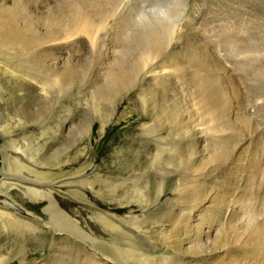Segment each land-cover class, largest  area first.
Listing matches in <instances>:
<instances>
[{
    "label": "rangeland",
    "instance_id": "rangeland-1",
    "mask_svg": "<svg viewBox=\"0 0 264 264\" xmlns=\"http://www.w3.org/2000/svg\"><path fill=\"white\" fill-rule=\"evenodd\" d=\"M13 2L9 10L0 8V17L13 25L16 21L20 22L21 26L11 28L20 37L25 33L31 36L30 46H33L28 49V58L47 53V65L58 58L62 59L60 64L63 70L59 72L61 83L50 90L49 98L60 97L57 93L59 90H62V97L55 99L58 105L50 106L51 111L47 109L42 113L68 118L77 115L82 131H88L90 126L92 128L87 136L86 133L80 134L73 130L66 140L67 147H62L63 151L71 150L69 147L77 141L82 144L81 149L89 145L81 154L71 151L68 155H72L73 160L80 163L82 168L86 167L83 173L85 177L98 174L94 181L97 184L92 185L97 188L80 186L93 206L120 218L131 211L125 207H109L101 196L95 194L100 189L105 190V193L108 191L102 178H107L108 169L118 163L120 171L132 170L135 177L139 178L137 180H144L147 190L150 189L149 195L157 194L165 200L168 197L165 193L176 194L183 207H186L185 212L195 210L200 202L213 197L215 205L206 215L205 221L213 224L218 231L206 243L194 239L191 252L195 256L208 258L215 252L217 258H221L228 251L235 250L240 254L241 262L249 263L251 257L262 263L264 19L261 18H264V0ZM242 7L248 8V18L263 21L262 30H252L259 28L260 24L251 29H240L242 25L248 26L247 22L240 20ZM161 10L166 12V17L158 15ZM255 11L259 17H253ZM154 12L157 15H153ZM140 17L148 19L141 23L138 20ZM18 48L19 51L24 50L22 46ZM161 64L167 70L161 71L164 76L157 78L160 82L157 79L155 82L153 77L158 70L157 66ZM47 74L54 79L55 75L53 77L50 72ZM75 100L78 106L71 103ZM33 110L35 113L36 110ZM104 116L113 125L99 138L98 121ZM121 116L124 118L117 123ZM14 117L12 104L0 107V124ZM141 117L155 120L156 134L165 135L172 148L189 153V158L181 160L179 167L174 165L176 168L170 174L161 172V177L155 176L156 173L154 175L151 170L153 165L143 160L142 142L139 141L141 134L138 129L135 131ZM137 135L140 143L135 138ZM199 135L207 139L204 145L199 144ZM129 139L133 145L137 143L138 146H133L135 151L130 154L129 161L122 164L120 160L124 158L121 156L127 155ZM63 141L65 139L60 140ZM115 149L118 153L113 157ZM85 177L66 178L63 182L67 179L80 181ZM144 201L143 196L139 203L143 205ZM227 207H230L229 213L225 212ZM165 208V211L160 210V221L170 209L167 205ZM132 213L133 216H139V210ZM180 221L177 228L182 237L193 236H188L190 232L186 221ZM148 222L154 224L156 218L151 217ZM78 229L77 234L81 238L85 230L89 231L85 225ZM141 241L146 244L148 252L158 254L156 262L132 261L113 249L109 255L114 262L110 264H164L158 260L166 261L167 257H160L151 246L162 244L161 239L148 236ZM77 243L75 248H66L62 264H99L96 263L97 257L92 255L93 248L79 240ZM175 252L173 254L176 255ZM44 253L49 255V247L37 251L35 256L42 260ZM178 256L174 257L176 263ZM170 258L173 260L172 256ZM46 262L59 264L57 259ZM219 262L220 259L207 260L200 264Z\"/></svg>",
    "mask_w": 264,
    "mask_h": 264
},
{
    "label": "bare ground",
    "instance_id": "bare-ground-1",
    "mask_svg": "<svg viewBox=\"0 0 264 264\" xmlns=\"http://www.w3.org/2000/svg\"><path fill=\"white\" fill-rule=\"evenodd\" d=\"M1 1L0 8L9 10L13 0ZM255 12L253 17L259 15L257 11ZM249 15L248 8L242 7L239 13L240 20L247 22L248 26L242 25L240 29L243 31L244 28L251 29L260 24V27L257 26L259 28L252 30H262L263 21L260 20L264 18L257 21L258 18L254 20L248 18ZM15 26H21L20 22L16 21V24L13 25L9 20L0 17V107L12 104L15 112V117L12 120H6L0 124V153L2 156V163L0 164V264L10 262L45 264L47 263L46 260L52 259H57L59 264H62L64 255L67 253L66 248L77 247L78 240L93 248L92 255L97 257L98 262L96 263L99 264H110L113 261L109 255L113 249L132 261L134 259L139 262H156L155 258L158 254L153 255L148 252L146 244L142 242L143 240L141 241L148 236L159 237L162 241V244H151L160 254V257H167L166 261L158 260L159 263L200 264L202 261L220 259L219 264H242V262L243 264H264V261L261 263L251 257L249 263L241 262L240 254L238 255V251L235 252V250V253L227 250V254L223 257L219 254L221 258H217V253L214 251H212L214 252L213 256L210 255L208 258L205 256L207 259L201 255L195 256V253L191 252L194 239L206 243L213 237L212 234L215 235L218 231V228L216 229L213 224L205 221L206 215L214 207L213 197L211 200L207 198L200 202L195 210L185 212L186 207H183L176 194L173 192L165 193L164 195H168L165 200L159 198L157 194L149 195L150 189L147 190L148 187L144 180L141 178L137 180L138 177H135L132 170L120 171L118 163L114 168H111L112 171L108 169L110 171L107 178H102V183L108 191L105 193V190L102 191L99 188L101 191H95V194L98 197L101 196L103 202L109 207H125L131 211L126 212V215H122L123 217L120 218L117 215L109 214V211L101 212L105 210L94 207L80 186H85L87 189L96 187L92 185L97 184L94 181L98 178V174L90 177L86 175L85 177L83 173L86 167L82 168L80 163L73 160L72 155H68L71 151L81 154L89 145L87 144L85 149H81L82 144L77 143V141L69 147L71 150L63 151V147H67L65 145L66 140L71 136L73 130L79 131L80 134L86 133L87 136L92 132L91 126L88 131L84 132L80 128L81 124H79L80 120L77 115L68 118L67 116L58 117V115L56 117V115L50 116L46 112L42 113L43 110L57 104L55 100L57 97L58 100L62 97V90H59L57 93L60 97L55 95V98L53 95V98H49L50 90L61 83V73L59 72L63 70L60 64L62 59L58 58L47 65L49 60L47 53L28 58V49L33 46H30L31 36L25 33L24 36L20 37L11 29ZM33 40L35 42V39ZM20 46L24 47V50L19 51L18 47ZM156 69L158 70L153 77L155 82L157 78L164 76L161 71H165L167 68L161 64ZM48 71L52 73V76L55 75V77L53 76L54 79L47 74ZM71 103L76 106L79 104L77 100ZM33 108L36 110L35 113H33ZM49 110L51 111V109ZM106 116L98 121L99 138H102L108 131L107 129L113 125ZM123 118L121 116V119L116 122L118 123ZM137 124L135 131L138 129L140 132L139 141L142 143L137 140L139 135L135 138L143 148V160L153 165L151 170H153L154 175L156 173L155 176L159 177L161 172L170 174L176 168L174 165L177 164L179 167L181 160L185 157L189 158L187 151L172 148L165 135L156 134L155 120H146L141 117ZM62 139L65 141L60 142ZM197 140L201 145L207 141L203 135H199ZM135 145L138 146L137 143L133 145L129 139L127 155L121 156L124 158L120 160L122 164L129 161L130 154L135 151L133 149ZM115 153H118L117 149L112 154L113 157H115ZM114 160L116 161V159ZM66 168L67 170H65ZM77 177L80 179L85 177V179L75 182L69 180ZM66 178L69 179L63 182V179ZM55 181L57 182L50 184ZM146 190L147 192H145ZM143 196L145 201L141 205L139 200ZM166 205L170 209L166 212L164 219L160 221V210L165 211ZM229 208L227 207L225 212L229 213ZM133 209L139 210V216H133ZM151 217L156 218V223L150 224L148 222ZM181 219L186 221V226L190 232L188 236H193L182 237L179 227L177 228L178 224H181ZM84 225L89 231L85 230L81 238L77 231L79 227ZM86 241H89L90 244ZM47 247H49V255L44 253V258L39 260L40 257L35 256V253L43 251ZM173 251L179 255L177 263ZM171 256L173 260L170 258ZM169 259L170 261H168ZM227 259L229 260L227 261Z\"/></svg>",
    "mask_w": 264,
    "mask_h": 264
},
{
    "label": "clouds",
    "instance_id": "clouds-1",
    "mask_svg": "<svg viewBox=\"0 0 264 264\" xmlns=\"http://www.w3.org/2000/svg\"><path fill=\"white\" fill-rule=\"evenodd\" d=\"M153 15H157V13L154 12ZM158 15L166 17L167 14H166V12H164L163 10H161L158 13ZM147 19H148L147 17H140V18H138L139 22H141V23L145 22Z\"/></svg>",
    "mask_w": 264,
    "mask_h": 264
}]
</instances>
